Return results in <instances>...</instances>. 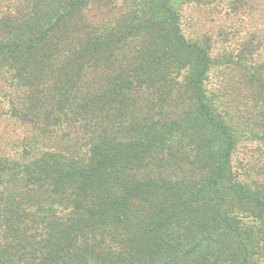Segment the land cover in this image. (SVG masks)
<instances>
[{
  "label": "trees",
  "instance_id": "obj_1",
  "mask_svg": "<svg viewBox=\"0 0 264 264\" xmlns=\"http://www.w3.org/2000/svg\"><path fill=\"white\" fill-rule=\"evenodd\" d=\"M213 1L0 0V264H264V38L187 39Z\"/></svg>",
  "mask_w": 264,
  "mask_h": 264
},
{
  "label": "rangeland",
  "instance_id": "obj_2",
  "mask_svg": "<svg viewBox=\"0 0 264 264\" xmlns=\"http://www.w3.org/2000/svg\"><path fill=\"white\" fill-rule=\"evenodd\" d=\"M230 1H234L233 8L230 7ZM181 28L187 39L209 35L213 43L214 56L234 53L240 44L250 37L264 38V0H224L221 2L216 0L209 7L188 6L182 12ZM259 52L257 60L264 61V48ZM222 73L227 75L223 76V79ZM229 75V69L221 67L213 69L209 74L207 88L215 91L217 85L226 86V82L230 83V80H226ZM234 79V82L237 81L236 77ZM231 99L238 100L236 97H231ZM227 100L228 98L225 97L224 101ZM239 102H244V100L239 97ZM247 123L248 127L244 125L241 131V138L233 154V162L239 167L250 166L254 171L258 166L263 167L255 173H250L252 177H256L264 174V129L251 120ZM245 163L251 165L245 166Z\"/></svg>",
  "mask_w": 264,
  "mask_h": 264
}]
</instances>
